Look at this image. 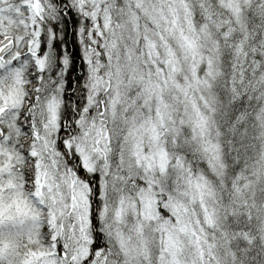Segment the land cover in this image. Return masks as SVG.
Segmentation results:
<instances>
[{"label": "snow or ice", "instance_id": "6c2138e0", "mask_svg": "<svg viewBox=\"0 0 264 264\" xmlns=\"http://www.w3.org/2000/svg\"><path fill=\"white\" fill-rule=\"evenodd\" d=\"M0 264H264V0H0Z\"/></svg>", "mask_w": 264, "mask_h": 264}]
</instances>
